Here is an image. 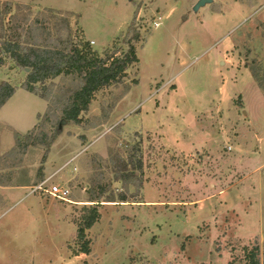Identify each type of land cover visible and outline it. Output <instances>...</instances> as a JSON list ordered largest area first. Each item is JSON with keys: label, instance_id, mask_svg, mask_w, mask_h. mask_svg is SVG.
<instances>
[{"label": "rangeland", "instance_id": "rangeland-1", "mask_svg": "<svg viewBox=\"0 0 264 264\" xmlns=\"http://www.w3.org/2000/svg\"><path fill=\"white\" fill-rule=\"evenodd\" d=\"M198 1L0 0L1 40L137 57L78 124H61L77 76L36 85L32 145L0 152V264H248L254 248L262 263L264 0ZM28 73L0 68L13 88ZM23 93L35 122L45 103ZM123 151L142 162L138 191L115 181ZM50 177L66 199L29 194Z\"/></svg>", "mask_w": 264, "mask_h": 264}, {"label": "trees", "instance_id": "trees-1", "mask_svg": "<svg viewBox=\"0 0 264 264\" xmlns=\"http://www.w3.org/2000/svg\"><path fill=\"white\" fill-rule=\"evenodd\" d=\"M134 39H138L137 36ZM116 47L110 51H105L100 57L92 51L88 43L67 42L63 48L53 47L52 45L26 44L0 39V68L6 60H10L16 68L28 69L26 81L21 85V89L46 100L45 96L39 94L36 85H44L47 80H52L60 75L77 76L80 79V86L69 97L66 105L61 110V120L66 123H80L79 116L88 111L90 103L93 101L95 93L119 80L126 71L127 67L137 62V57L132 44L128 43L127 51L120 57L116 56ZM15 88L7 82L0 83V108L13 96ZM44 118L48 117L46 114ZM39 119V118H38ZM36 126L22 137H17L16 145L26 148L32 145L30 140ZM55 136L50 141H42L45 148H49ZM125 151L114 154L111 157L113 163V173L115 181L127 187L129 179L133 181L132 186L138 191L142 187L141 178L137 175L142 170V162L135 160L132 156L124 157ZM101 194L103 192H100ZM100 194V195H101ZM125 200V196H121ZM91 215L85 220V226L80 227L79 234L84 236V230L90 229L99 219L97 208L91 210ZM82 254H88L87 243L84 244ZM248 264H264L259 258V249L254 248L247 252Z\"/></svg>", "mask_w": 264, "mask_h": 264}, {"label": "crops", "instance_id": "crops-1", "mask_svg": "<svg viewBox=\"0 0 264 264\" xmlns=\"http://www.w3.org/2000/svg\"><path fill=\"white\" fill-rule=\"evenodd\" d=\"M3 81L4 80L0 77V83ZM23 92L27 91L15 87L13 96L0 108V152L2 153L7 152L14 146L15 138H20L31 131L38 123L39 116L43 114L47 108L45 101L40 99L44 101L45 106L42 113L37 112L35 122L32 120V117H24L25 111L22 106L18 105L19 101H22L26 96ZM20 94L22 95L20 96ZM28 118L30 119L28 120ZM24 130H27L25 134Z\"/></svg>", "mask_w": 264, "mask_h": 264}, {"label": "built area", "instance_id": "built-area-1", "mask_svg": "<svg viewBox=\"0 0 264 264\" xmlns=\"http://www.w3.org/2000/svg\"><path fill=\"white\" fill-rule=\"evenodd\" d=\"M158 27V24H155ZM30 195L39 194V195H49L52 197H57L59 199H66L69 195V191L67 189L62 188L57 183H52V177L46 178L40 183L32 186L30 189Z\"/></svg>", "mask_w": 264, "mask_h": 264}, {"label": "water", "instance_id": "water-1", "mask_svg": "<svg viewBox=\"0 0 264 264\" xmlns=\"http://www.w3.org/2000/svg\"><path fill=\"white\" fill-rule=\"evenodd\" d=\"M212 0H199L196 5L194 6V10H198L200 7H203L204 5L208 4V3H211ZM23 71H26L28 72L29 70L28 69H23ZM61 124H65V121H61Z\"/></svg>", "mask_w": 264, "mask_h": 264}]
</instances>
